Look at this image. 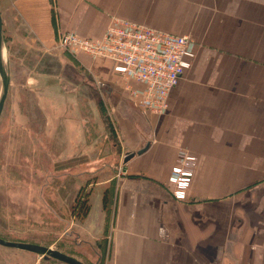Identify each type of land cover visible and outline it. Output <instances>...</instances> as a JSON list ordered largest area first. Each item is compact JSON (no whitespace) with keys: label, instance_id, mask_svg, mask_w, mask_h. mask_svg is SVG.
<instances>
[{"label":"crops","instance_id":"crops-1","mask_svg":"<svg viewBox=\"0 0 264 264\" xmlns=\"http://www.w3.org/2000/svg\"><path fill=\"white\" fill-rule=\"evenodd\" d=\"M10 1L23 57L57 51L67 32L101 37L111 17L192 40V65L160 115L135 103L131 91L143 86L110 61L74 56L118 131L122 170L104 200L115 204L110 263L264 264V0ZM181 150L196 167L177 201L169 179Z\"/></svg>","mask_w":264,"mask_h":264},{"label":"rangeland","instance_id":"rangeland-1","mask_svg":"<svg viewBox=\"0 0 264 264\" xmlns=\"http://www.w3.org/2000/svg\"><path fill=\"white\" fill-rule=\"evenodd\" d=\"M11 7L0 0L10 75L0 118V236L111 264L115 204L107 185L122 170L112 110L74 56L28 44L37 53L23 57ZM38 259L0 246V264H61Z\"/></svg>","mask_w":264,"mask_h":264},{"label":"built area","instance_id":"built-area-1","mask_svg":"<svg viewBox=\"0 0 264 264\" xmlns=\"http://www.w3.org/2000/svg\"><path fill=\"white\" fill-rule=\"evenodd\" d=\"M188 36L162 32L120 17H111L101 37L84 38L74 33L59 36L56 48L72 56L84 54L93 60H108L113 71L130 82L143 86L131 96L142 109L163 114L170 92L178 85L195 57ZM196 167V157L186 150L178 154L170 183L172 195L184 201Z\"/></svg>","mask_w":264,"mask_h":264},{"label":"water","instance_id":"water-1","mask_svg":"<svg viewBox=\"0 0 264 264\" xmlns=\"http://www.w3.org/2000/svg\"><path fill=\"white\" fill-rule=\"evenodd\" d=\"M6 58V51H5V42L3 36V19L2 14L0 12V79H1V91H0V118L3 113L5 103L7 101L8 93H9V69L7 65V58ZM148 147L138 152V155L143 154ZM135 154L129 155L126 160L131 159L134 157ZM0 245L7 248H14L18 250H23L31 253H35L37 255L42 256L46 260L55 259L66 264H85L84 262L67 255L59 250L52 249L50 247L32 244V243H25V242H15L3 239L0 237Z\"/></svg>","mask_w":264,"mask_h":264}]
</instances>
